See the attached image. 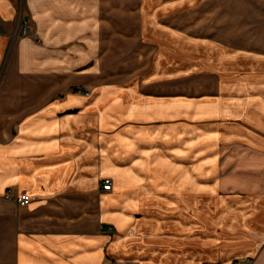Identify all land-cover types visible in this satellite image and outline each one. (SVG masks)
I'll list each match as a JSON object with an SVG mask.
<instances>
[{"label": "crops", "instance_id": "crops-1", "mask_svg": "<svg viewBox=\"0 0 264 264\" xmlns=\"http://www.w3.org/2000/svg\"><path fill=\"white\" fill-rule=\"evenodd\" d=\"M177 1L0 0V264H264V70L161 92L137 39L189 26ZM201 3L194 20L230 9L238 51L264 60V0Z\"/></svg>", "mask_w": 264, "mask_h": 264}, {"label": "rangeland", "instance_id": "rangeland-1", "mask_svg": "<svg viewBox=\"0 0 264 264\" xmlns=\"http://www.w3.org/2000/svg\"><path fill=\"white\" fill-rule=\"evenodd\" d=\"M201 1L205 0H178L174 4L177 6V10L174 12L177 24L185 23L190 24L189 26L182 27V30H172L165 29L167 27L162 25L157 27L148 24L144 27L143 35L137 39L138 44H144L145 50L149 49L148 57L144 53V60H142L143 64V61L145 63L148 58L149 65L141 67L139 69L141 73L145 74L151 70L152 57L159 54L160 51L161 83L159 86L161 92H167L170 88V92H187L198 97V95L216 92L220 89V83H229L230 86L234 81V76L251 74L254 68L256 71L264 70V60L254 59L247 53L238 51L241 49L240 44L242 42L246 44L249 39L247 35H241L240 32L235 36L232 35V24L233 22L236 24L233 19H236V16L227 11L230 9H224L223 15L218 19L208 18L201 21L193 19L194 16L199 15ZM237 21L240 24V19ZM217 24L223 25L220 34L216 33ZM23 26L22 23L19 35H31L38 39V36L31 32L28 23L29 34L23 35L22 32L25 28ZM241 29H245V27H241ZM190 31L191 34H189ZM131 48L134 50L135 46L132 45ZM113 49H117V51H112V70L117 75L121 73L120 75L125 77L133 67L126 66L127 55H125L124 46L114 44ZM151 49L155 51L152 57H150ZM168 75H172L174 80L170 79L168 82ZM182 121H184L182 117L176 118L177 123ZM213 121L215 122L214 119L209 118L207 123H214Z\"/></svg>", "mask_w": 264, "mask_h": 264}, {"label": "built area", "instance_id": "built-area-1", "mask_svg": "<svg viewBox=\"0 0 264 264\" xmlns=\"http://www.w3.org/2000/svg\"><path fill=\"white\" fill-rule=\"evenodd\" d=\"M23 25H24L23 27H25V28H24L22 34L23 35H28L29 34V27L27 26V22H23ZM77 92H79V93H85L87 95L90 94V91L87 88H78L77 89ZM102 187L106 191L111 190L113 188V181H112V179H110V178L104 179L103 182H102ZM5 196H6L7 199H12L13 198L12 190L11 189H8L6 191ZM33 199L34 198L32 196L28 195L27 193H21L20 195H18L15 198L16 202L19 205H21V206L27 205ZM111 264H127V263L121 262V261H118V260H113ZM243 264H250V261H246Z\"/></svg>", "mask_w": 264, "mask_h": 264}]
</instances>
